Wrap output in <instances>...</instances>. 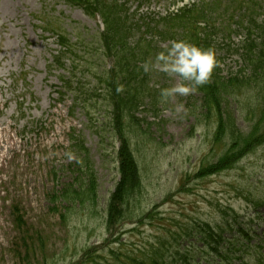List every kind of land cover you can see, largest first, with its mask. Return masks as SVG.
Segmentation results:
<instances>
[{
  "label": "rangeland",
  "instance_id": "rangeland-1",
  "mask_svg": "<svg viewBox=\"0 0 264 264\" xmlns=\"http://www.w3.org/2000/svg\"><path fill=\"white\" fill-rule=\"evenodd\" d=\"M205 2L211 3V0ZM135 6L131 9H135ZM218 8L216 14L226 20L235 14L236 22L239 21L236 14L243 15V11L236 9V5L230 0H223V4L218 5ZM254 9L255 7L250 12L246 10V13L251 14ZM257 9L262 16L259 17L263 19V10ZM165 11V5H153L154 13L164 15ZM41 13L47 15L46 18H49L55 29L65 31L73 41L79 40L76 45L79 50V64L86 63L92 72L106 68V61L98 57V31L103 30V23L87 17L81 9L65 5L62 1L0 0V264L70 263L74 259H81V251L84 248L101 246L106 238L101 225L102 216L90 213L87 204L75 212L73 206L67 205L61 199L63 195L66 197L72 185L75 186V173L79 172L70 167L74 162L71 160L73 158L68 157L66 132L74 126L80 127L77 129L81 130L86 120L79 110L76 112L77 118L71 119L68 116L73 94L66 92L65 99L58 104V97L54 93L55 86L60 87V76H69L67 72L49 68L57 42L52 33H42L40 25L45 20L35 17ZM143 13L142 9L136 16L140 17ZM138 17L132 19L135 24ZM234 22H231L232 29L238 26ZM245 33L243 28L237 30L229 41L231 48L224 46L220 52L225 54L217 53L218 57L223 58L222 68L226 76L235 73L242 63L241 54L244 51L243 42L240 40ZM217 41L222 43L220 34ZM158 46L164 49L168 43ZM213 46L215 47V44ZM106 64L110 65V61ZM87 67L78 69L76 80H81L83 85L89 86L91 81L95 80L88 79V74L85 73ZM70 69L68 64V70ZM23 75L27 78V86L24 84V88L14 93L12 81ZM152 83L163 89L180 83V80L169 79L157 72ZM26 92L33 95L31 100ZM24 94L25 97L28 96L27 107L21 115L17 108L16 95L22 97ZM251 96L252 94L248 98ZM198 99V96L192 93L163 102L165 110L159 116L163 123L152 116L139 114L148 134H152L153 130L156 132L151 135V139L156 141L159 136V147L163 148L159 152L148 154L154 172L159 169L162 174H156L151 181L153 187L148 186L144 192L145 209H149L150 205L161 204L169 193L178 190L181 180L195 172V166L200 160L194 162L196 157H214L211 152H205L207 143L198 137V133L202 135L205 129L198 125L195 119H187L189 104L195 102L197 106ZM245 117V114H238L237 124L241 131L247 130L248 123L250 124ZM43 118L48 119L47 128L39 129L34 126L35 121ZM150 124L154 126L153 130L148 128ZM25 128L27 135L23 137L21 133ZM193 131L197 132L195 137H192ZM10 137L16 140H11ZM86 141L93 149L92 162L99 178L100 194L107 198L119 180L116 169L112 166L114 160L105 158L104 161L96 138L87 136ZM63 155L64 160H67L65 164L68 165L60 168V165L64 164L61 162ZM189 157L192 160L187 162ZM249 175L251 180L242 192L248 198L247 191L251 192L252 197L261 195L264 186V149L244 160L233 171L219 178L213 177L212 183L202 190L191 189L183 194L185 196H178L174 202L166 204L164 210L177 215L182 208L190 211L199 207V215H202V212L212 209L211 204L217 202L216 195L213 194L214 189L224 190L227 185L240 186ZM158 176H162L161 179H158ZM251 182L254 185H251ZM192 184L193 182L190 186ZM223 195H227L228 199L225 205H231L248 219L253 215L251 206L229 189ZM127 236L132 244H139L141 241L138 233H127ZM112 247L128 255L132 253L126 244Z\"/></svg>",
  "mask_w": 264,
  "mask_h": 264
},
{
  "label": "trees",
  "instance_id": "trees-1",
  "mask_svg": "<svg viewBox=\"0 0 264 264\" xmlns=\"http://www.w3.org/2000/svg\"><path fill=\"white\" fill-rule=\"evenodd\" d=\"M211 86H213V84H211L210 86L209 84H207L202 88H199V90L202 92L204 91L205 96L210 94V98H208V101L205 103L208 106V109L215 110V108L217 107V110L219 111V103L218 101L216 102L213 99ZM130 105L132 106L133 104ZM124 136L127 139V142H124L122 151L120 152V156L122 157L123 161L121 163L122 168H120L121 170L119 172L121 174L122 181L118 184L112 196L111 202L113 199L114 201L111 204V208L108 209L107 215L111 223H119L120 221L132 219L134 217V214L131 213V210L133 212L134 210L131 209V207L133 204H136L137 195L141 191L143 186V178L140 172V168L136 163L133 162V159L131 158L132 151H134V149L129 148L128 143H130V139L127 137L126 134ZM141 141H143V139ZM229 159L230 158L227 154L226 160ZM226 160L224 161V163L226 162ZM89 167L90 166L88 165H82L80 167V170L76 168V170H79V172L75 173L77 174L75 186L78 187V190H76L74 186L70 187L66 197L65 195H63L61 198L64 203L73 206V208L84 205L85 203H88L91 206L94 204V194H96L97 182L93 176V170H89ZM127 207H129L130 209H127ZM75 211H77V208L75 209ZM144 217H141V219H143ZM148 217H151V215H148ZM120 260L121 259L119 253L116 252L115 259L113 261L101 259L94 260L93 263L114 264L119 263Z\"/></svg>",
  "mask_w": 264,
  "mask_h": 264
},
{
  "label": "clouds",
  "instance_id": "clouds-1",
  "mask_svg": "<svg viewBox=\"0 0 264 264\" xmlns=\"http://www.w3.org/2000/svg\"><path fill=\"white\" fill-rule=\"evenodd\" d=\"M219 66L214 48H202L184 39L170 40L166 48L140 65L146 74L158 72L169 79L179 78L180 83L161 89L162 102L188 96L209 84Z\"/></svg>",
  "mask_w": 264,
  "mask_h": 264
}]
</instances>
